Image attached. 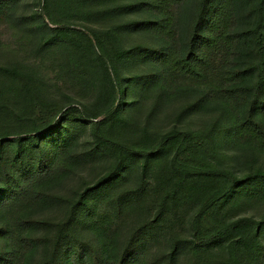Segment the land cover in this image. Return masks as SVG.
Listing matches in <instances>:
<instances>
[{
	"label": "trees",
	"instance_id": "1",
	"mask_svg": "<svg viewBox=\"0 0 264 264\" xmlns=\"http://www.w3.org/2000/svg\"><path fill=\"white\" fill-rule=\"evenodd\" d=\"M5 24L56 77L0 59V264H264L241 214L264 201V0H0Z\"/></svg>",
	"mask_w": 264,
	"mask_h": 264
},
{
	"label": "rangeland",
	"instance_id": "2",
	"mask_svg": "<svg viewBox=\"0 0 264 264\" xmlns=\"http://www.w3.org/2000/svg\"><path fill=\"white\" fill-rule=\"evenodd\" d=\"M0 38L2 40V47L1 52H3L4 57H1V60H10L11 58H17L18 60L24 61L25 63H30L34 65H38L41 67H46L50 69L44 68V72H48L45 74L48 77H56V71L54 69L55 64L52 62L50 63L48 60H54L53 58H49L48 60H45L44 62L34 55V52L32 51V48L30 47L29 40L22 36L21 34L15 32L11 27L7 26L6 24L0 27ZM47 61V62H46ZM46 62V63H45ZM44 65V66H43ZM50 65V66H47ZM150 69L151 66L147 65ZM62 83V82H60ZM63 85V84H62ZM74 94L77 93L76 89L74 88V91H72ZM87 138V132H82L81 140ZM91 169L83 170V174H76L72 179H69L68 187L70 186V192L71 193H78L83 185L89 181L92 180L94 173L90 171ZM73 194V195H74ZM242 213L244 215H254L256 217H260L264 215V201L254 203L252 205H247L244 209H242ZM61 212V208L58 209H52L50 210L46 218L52 219L54 216L58 215ZM45 213V214H46ZM43 230V229H42ZM2 244V243H1ZM0 246H3L1 245ZM179 264H186V258L183 256L180 258Z\"/></svg>",
	"mask_w": 264,
	"mask_h": 264
}]
</instances>
